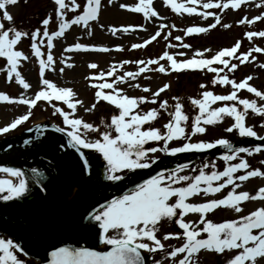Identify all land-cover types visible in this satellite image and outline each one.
I'll return each mask as SVG.
<instances>
[{"label": "snow or ice", "instance_id": "1", "mask_svg": "<svg viewBox=\"0 0 264 264\" xmlns=\"http://www.w3.org/2000/svg\"><path fill=\"white\" fill-rule=\"evenodd\" d=\"M19 0H0V16L4 21H12V15L7 11V6H14ZM26 2V0H25ZM198 0H190V3L196 4ZM245 0H207L203 3L204 9L217 8L237 9ZM55 5V16L59 19V28L49 34L47 26L50 22V17H45L41 24L44 26L43 38L47 39V48L53 47V37L64 35L69 24H87L90 20L97 17L100 0H87L82 6V13L74 16L70 21H65L63 10L68 8L65 0H53ZM166 5H170L173 12L179 13L181 10L188 14H193L197 10L195 7H185L183 4H178L175 0H164ZM151 0H140L132 11L142 12L146 16H157V13L152 9ZM81 7L75 2L72 4V10ZM123 7V5H122ZM200 15H212L211 12L199 13ZM264 17H254V20H260ZM216 24L220 22L219 17H216ZM253 20H240L238 23H249ZM216 25H209V28H214ZM161 28L164 25L160 26ZM228 28V24L223 25ZM207 31L203 27H189L186 30V35L193 33H203ZM40 29L31 31L30 37L32 40V54L39 61L40 88L34 94L33 98H26L23 95L19 99L10 97L9 95L0 92V102L5 103H20L27 105L28 111L22 114L5 126L0 127V134L8 133L23 124L31 116V109L37 105L38 101H61L72 113L64 111L60 107H55L54 115L59 114L62 118L64 127L56 126L54 131L63 133L67 137L66 145L61 144L60 148L65 147L74 149L79 155V161L82 164L81 171L85 175H90L91 165L85 156L83 150H91L99 155L105 162L104 179L113 183L120 182L126 178V173L133 172L138 169L151 168L156 163L158 157L154 154L161 151L168 155L190 151H203L207 149L221 146L228 150L231 154H225L221 157L225 162L232 161L237 158L238 153H246L252 155L253 152H260L264 149V145L256 146L253 149L246 147L233 148L231 143L223 138L216 139L212 142L199 141L196 143L184 142L177 147H168L170 141L190 139V134L185 132L182 122H186L189 117L182 111V104L179 102V97H173L176 101L174 111L169 112L170 119L162 125V129L155 127H143L151 125V122L159 116V111L156 108H151L146 112L136 111L140 104L157 103V97L170 87L164 84L156 91L151 92V97H129L122 93L121 89L114 87L117 81L125 82V78H135L146 70L147 65L157 64L158 61L150 59L148 61H137V64L144 65L138 71L125 72L122 76H116L114 80L93 84L96 89V102L105 101L113 106L118 114H113L110 121L105 123L101 119V124L104 126L103 131L99 127H95L91 123L84 122L80 118H75L74 113L77 105L82 104L80 100L72 99L75 93L69 88L57 87L51 81L44 79L45 68L50 67L53 63L51 52L47 55V59H41L42 53L37 46V37ZM29 33L18 30L14 27L4 29V25L0 24V57L5 58L7 65L10 66L7 73L8 78L15 74V82L28 89L30 85L25 82L17 71L18 62L22 59H27L23 53L16 50V45L22 37L28 36ZM160 32L150 37V40H155ZM247 38L251 40L255 36L264 37V31L247 32ZM175 39L179 40L180 37ZM150 40H145L143 44H134L133 48H142L148 44ZM182 47L189 48L190 45L183 44ZM240 42L237 41L232 47L223 48L211 57L205 58L202 52L197 51L194 58L178 61L173 55H169L167 51L163 53L160 59L167 60L171 70L180 72L181 70H207L214 73L211 80L212 85H230L232 91L227 95H216L213 92L205 90L200 93V98H190V103L198 108L199 114L196 115L191 124V134H204L206 128L204 125H215L220 122L225 116L230 117L234 122L231 126L225 128L226 132L236 130L241 137H256L257 133L252 127L246 126L245 115L247 110L252 113L264 114V107L257 108L255 101L240 99L237 92L241 89L253 93L255 96L264 99V92L257 90L248 83L252 79L251 76L246 77L240 82L229 79L227 75H219L226 68L229 72L237 68V64H229V59L234 58L239 60L240 64L245 63L249 59L251 52H261L264 49L253 48L247 53L236 55ZM88 50L81 44H75L68 50ZM98 51H107L105 48L94 49ZM205 52L210 51L205 49ZM183 56L184 53H178ZM199 57V58H195ZM254 58V57H253ZM123 63H128L124 61ZM213 65H223V68L214 67ZM88 67L96 68V64H89ZM264 67V65H261ZM157 71L163 73L166 71L163 65L159 66ZM62 71V69H61ZM115 68L110 69L106 73H101L99 77L94 79H103L105 75L111 77ZM140 87V85H134ZM201 89L206 88L205 85L199 86ZM111 91H104V90ZM144 92H150V89L144 87ZM236 101L243 106L244 111H238L236 106H221L212 108L211 105L216 102ZM95 103L86 108L89 111L95 108ZM168 102L166 100L159 101V109L167 110ZM83 130V131H81ZM29 132L35 131L37 139L43 136L45 128L37 125L35 129L29 128ZM95 133L97 138L89 140L86 133ZM31 142L30 139L24 140L27 145ZM150 142L160 143L163 147H145ZM9 148L11 145L8 146ZM264 164V161H261ZM187 167L186 165H178L175 169H162L156 172L155 175L143 180L142 183H137L130 191L124 194L112 197L111 199L104 198L103 202L97 201L86 214L80 216L79 226L92 233L94 239H98L99 243L104 245L107 250H95L88 246H73L61 242V246H51V251L47 252L45 264H145V256L142 253L155 254L157 252L166 251L165 243L170 239H178L181 241L179 246L171 247L167 250V257L171 260V264H198L196 257L202 251L222 255L226 251L234 253L226 261L225 264H257V261L264 259V207L257 208L247 215L238 216L235 219L224 220L222 222H213L207 219V214L214 212L217 209H226L240 213L242 211L241 204L246 200H264V187L256 190L255 195H250L247 191L237 192L235 189L239 187L234 181H247L252 177H264V172L259 169L249 170L242 175L234 177V173L238 170H246L249 168L248 163L240 158L238 163L226 165L222 171H211L206 173L203 168L198 175L190 177L189 175H180L179 173ZM204 167H209L205 165ZM211 167L214 169L215 164ZM33 183L39 187L40 192H46V185H43L44 173L38 168H31ZM0 172L8 174L15 178V182L10 179H0V200L11 201L23 197L28 192V183L25 179V173L19 168L0 167ZM222 181L217 184L213 182ZM181 182H188L186 186L180 185ZM203 185V187H202ZM232 185V190L228 191L225 196L219 199H208L203 202L193 203L190 198L195 196H208L209 194L219 193L222 189ZM189 213L199 215V219L195 222L185 221ZM164 222L174 223L179 231L159 233L160 226ZM15 253H22L24 249L14 243L11 239L0 238V264H25L19 259ZM153 264H162L161 260H153Z\"/></svg>", "mask_w": 264, "mask_h": 264}, {"label": "rangeland", "instance_id": "2", "mask_svg": "<svg viewBox=\"0 0 264 264\" xmlns=\"http://www.w3.org/2000/svg\"><path fill=\"white\" fill-rule=\"evenodd\" d=\"M75 2L78 7L75 11L72 10V4ZM87 0H65L68 8L64 9L65 21H70L76 15L82 13V6ZM178 4H183L185 7H195L196 12L188 14L181 10L179 13L173 12L170 5H166L164 0H151V7L157 13V16H146L142 12H135L131 9L134 8L140 0H100V6L98 9L97 17L94 20H90L87 24L81 22V24H69V27L65 30L64 35L60 37H53V47L51 50L47 48V39L43 36V25L40 24L38 29L40 33L37 37V46L40 48L42 56L41 59H47L49 51L53 57V63L50 67L45 68L44 79L51 81L57 87L69 88L75 96L74 100H80L82 104L77 105L74 117L80 118L84 122L91 123L95 127H99L101 131L105 130L101 124V119L105 123L110 121V117L113 114H117V110L109 105L105 101L96 102L95 91L92 87L93 84H99L103 82L111 83L116 76H122L125 72L138 71L140 67L144 65L137 64V61H148L155 59L157 64H149L146 70L139 76L133 78H125L124 83L116 82L114 87L121 89L123 94L129 97L146 96L151 97V92L156 91L164 84L170 85L168 89L162 92L157 97V103H144L140 104L136 111L141 113L146 112L151 108H156L159 111V116L153 123L155 128L162 129V125L167 123L170 119L168 113L174 111V104L176 101L173 97H179V102L182 104V111L189 117L186 122H182V126L185 128L186 133H191V124L196 115L199 114L198 108H195L190 103V98H200L202 91L208 90L216 95H227L225 92L227 86L212 85V76L206 75L204 83L206 88L201 89L202 77L198 78L197 75H192V69L183 70L184 72H176L170 69L167 60L160 59L163 53L167 51L169 55H173L178 61L194 58L197 51L202 52L205 58L211 57L215 52L232 47L237 41L240 42V48H238L236 55L241 53H247L250 49L261 48L264 49V37L255 36L251 40L247 38L245 33L247 32H260L264 31V17L260 20H254V17L264 14V0H245L237 9H204L203 3L207 0H198L196 4L190 3V0H175ZM215 2V0H213ZM223 2V0H221ZM123 5V7H122ZM55 5L53 0H19L14 6H7V11L12 15V21H4L0 16V24L4 25V29L16 28L18 30L29 33L28 36L22 37L18 44L15 46L16 50L23 53L27 59H22L18 62L17 71L20 72L21 77L26 83L30 85L28 89L22 88L15 82V74L13 73L11 78H8V71L10 66L7 65L5 58L0 57V92L9 95L10 97L19 99L21 95L26 98H33L34 94L40 90L43 85L40 84V72L39 61L32 54L31 50V31L37 28L39 21L45 17H50L48 26L56 27L49 29L56 31L59 28V19L55 16ZM211 12L212 15H200L199 13ZM216 17H219L220 22L216 24ZM253 20L249 23H238L240 20ZM215 24L214 28H209V25ZM228 24V28H224L223 25ZM164 25L163 28L160 26ZM189 27H203L207 31L203 33H193L186 35V30ZM159 31L160 35L155 40H150V37L155 35ZM180 37L179 40L175 39ZM145 40H150L148 44H145L142 48H133L134 44H143ZM75 44H81L84 46L105 48L107 51L103 53H83L74 52L68 50ZM183 44L190 45L189 48L182 47ZM205 49L210 51L205 52ZM87 52V53H86ZM91 52V51H89ZM184 53L183 56L178 53ZM254 57V58H253ZM199 58V57H195ZM231 60L229 64L237 63V71L240 72L237 82L244 80L246 77L251 76L252 79L248 81L257 90L264 92V69L260 72V65H264V51L251 52L248 61L243 64L239 63V60L234 58H226ZM256 60L260 65H257L253 61ZM128 61V63H123ZM89 64H96V68L88 67ZM163 65L166 69L161 73L156 69ZM115 68L113 76L109 77L105 75L103 79H94L93 77H99L101 73H106L110 69ZM264 68V67H263ZM62 69V71H61ZM182 71V70H181ZM191 71V72H189ZM234 74L235 72L232 71ZM199 75V73H198ZM229 79H233L228 77ZM140 85L135 87L134 85ZM229 86V85H228ZM147 87L150 92H144L142 89ZM111 91V90H104ZM220 92V93H218ZM225 92V93H223ZM192 96V97H191ZM246 97L245 95H243ZM166 100L168 102L167 110L159 109V101ZM255 101L257 108L264 107V99L258 97V101ZM95 103V108L89 111H85L86 108H90ZM227 102H216L211 107L225 106ZM55 107H60L68 113H72V110L68 109L66 105L61 101H38L37 105L31 109V116L23 124L19 125L16 129H13L5 134H0V139L18 134L24 129L27 124L34 122L51 123L54 126L64 127L62 118L59 114H53ZM28 111L27 105L20 103H5L0 102V127L5 126L11 122L14 118L25 114ZM244 111V109H243ZM258 118L254 113L247 111L245 115L246 126L252 127L257 133L256 137H264V114H260ZM162 119V120H160ZM234 121L230 118V121L224 119L221 124L204 125L206 132L204 134H191L188 141L173 140L170 142L171 147L180 146L184 142L196 143L199 141L212 142L216 139L231 140L238 135L236 130L229 133L224 129L231 126ZM83 131V130H81ZM89 140L97 138L95 133H86ZM49 149L45 145L40 144L38 141L32 139L27 145L22 143L15 152L8 154V158L17 161V167L25 173V178L29 175V169L25 166L23 158L40 155L42 157L49 156ZM54 155V154H53ZM5 155V157L7 158ZM155 156V155H154ZM243 158L249 165L246 170H238L234 173V177L242 175L244 172L254 169H259L264 172V152H253L252 155L246 153H238L237 158L227 162H215L209 161V167L204 170L206 173L211 171H222L223 168L232 163H238L239 159ZM215 164V168L211 167ZM53 165H51L52 167ZM197 165H192L184 168L180 175H194V170ZM33 167V166H32ZM35 167V164H34ZM54 167V166H53ZM52 167V168H53ZM51 168V169H52ZM201 168V167H200ZM53 175V174H52ZM0 179H10L15 182V178L10 177L8 174L0 172ZM54 181L52 177V182ZM222 181H218L220 183ZM216 182H213L215 184ZM216 183V184H217ZM239 187L235 190L237 192L247 191L250 195H255L258 188L264 187V177H252L247 181H234ZM203 187V185H202ZM232 185L222 189L219 193L209 194L204 196H195L190 198V202L197 203L203 202L208 199H219L232 190ZM242 211L235 213L231 210L217 209L214 212L207 214V219L213 222H222L224 220L235 219L238 216L247 215L249 212L264 207V200H246L241 204ZM185 221H197L199 219L198 214L189 213L184 217ZM174 226L170 222H164L159 229V233L175 232ZM165 243L166 251L157 252L155 254L143 253L147 264H153V260H161L162 264H171V260L167 257V250L169 245L171 247L179 246L181 243L178 239H170L168 241H162ZM105 246L99 244V249H104ZM19 259L29 264L35 262V259L27 257L22 253H15ZM234 253L225 252L222 255L215 253L202 251L196 257L198 264H225V261ZM257 264H264V259L257 261Z\"/></svg>", "mask_w": 264, "mask_h": 264}, {"label": "water", "instance_id": "3", "mask_svg": "<svg viewBox=\"0 0 264 264\" xmlns=\"http://www.w3.org/2000/svg\"><path fill=\"white\" fill-rule=\"evenodd\" d=\"M38 125L48 129L54 135L55 140H57V142L66 145L67 137L65 134L55 132L54 127L50 124H38ZM36 126L37 125L32 126L30 128L35 129ZM28 129L22 132L21 134H19L18 136L0 141V150L9 145L19 142L21 139L30 136L35 132V131L29 132ZM240 144L264 145V139L255 140L252 138H244L242 140H237L231 143L233 148L237 147ZM217 147H221V146H216L215 148L207 149L203 151H190V152L177 153L175 155H164L158 158L156 163L153 164L151 168L138 169L120 182H116L113 184H105L100 182L98 186L90 187L91 186L90 184L94 182L97 183V181H100L102 179V177L100 176L98 177V179H96V181L88 182L89 186H87L86 188H81V184L87 180L88 175L82 173L81 171L82 166L79 167V165L73 163L71 167L77 173L76 177H69V170L71 167L68 169L62 167V174L65 178V182L49 190L32 209H27V208L16 209L7 206L5 204H0V225L15 239L19 240L28 249L30 255L36 257L37 259L43 260L40 264H45L47 252L51 251L52 245L63 242L68 245L75 246V243L77 241L76 234L80 227L79 226L80 216L82 214H86V211L90 210V207L94 206L97 201L102 203L104 198L111 199L112 197L119 196L122 193L126 192L131 187H133L134 182L136 180L155 175L156 172L162 169L170 170L179 165V164L166 165L167 161H172V163H174L177 159H194L197 156H202L205 154L211 155L214 154L213 151ZM223 149L228 151L225 148ZM72 150L79 158V155L75 152V150L74 149ZM223 155L225 154H222V156ZM72 187H76L79 190V195L72 201L69 207L64 208V210L60 215L59 214L55 215L50 219L45 218L49 213L55 214L56 211L60 210L61 204L59 205L60 207L57 206L56 204H52V206H50L48 210H46L48 212L46 215L40 213L41 211H45L44 206L48 204L52 198L60 195L66 189H70ZM97 192L103 193L104 197L102 199L88 201V199L93 195H95ZM81 208L83 209L79 210ZM75 215L76 217H74ZM69 216L72 217V221L70 225V227L72 228L71 233L64 234L66 232H62L60 236H57L54 239H44L39 241V243L43 248L48 247V249L44 250L42 255H38L34 253L32 251V248L29 247V245L25 242V238H26L25 235L28 236L41 235L46 231H48V229L54 228L62 224L64 221H66V219ZM91 247L95 248L94 242L91 244Z\"/></svg>", "mask_w": 264, "mask_h": 264}, {"label": "bare ground", "instance_id": "4", "mask_svg": "<svg viewBox=\"0 0 264 264\" xmlns=\"http://www.w3.org/2000/svg\"><path fill=\"white\" fill-rule=\"evenodd\" d=\"M33 137H36V133H34L33 135L29 136L27 139H30L32 140ZM37 139H41L45 142H47V144H45L46 147H48L49 149V152L51 151L50 149V146H52L53 148V158H54V164L58 165V170L56 171V174H55V180H56V183H61L62 182V175L60 173V170H59V166H60V163H59V154L61 153L62 154V161L61 163L62 164H65V165H68L70 160L72 159V156H71V153H70V149L68 148H64L63 150H61L60 148V143H57V141H55L54 137H52V135L45 129V132H44V135L43 136H39ZM22 142H19L18 144H15L13 146H11L10 148H6L2 151H0V158H3L5 157V155L7 156L8 154H12V152H15V150L21 145ZM60 173V174H59ZM75 191V188H72L70 190H67L65 192H63L62 194H60V196L58 197V199H62L64 198L65 196H69L71 197L73 195ZM53 204H56L57 206H59L61 204V201H56V200H53L51 201ZM83 208L79 209V210H82ZM81 213V212H79ZM48 216H52V214H48ZM76 217V215L74 216ZM54 233H52L53 235ZM37 239H33V242H36ZM143 254V253H142Z\"/></svg>", "mask_w": 264, "mask_h": 264}, {"label": "trees", "instance_id": "5", "mask_svg": "<svg viewBox=\"0 0 264 264\" xmlns=\"http://www.w3.org/2000/svg\"><path fill=\"white\" fill-rule=\"evenodd\" d=\"M143 127H147V125H144ZM145 147H163L162 142L156 143V142H150L149 144L145 145Z\"/></svg>", "mask_w": 264, "mask_h": 264}]
</instances>
